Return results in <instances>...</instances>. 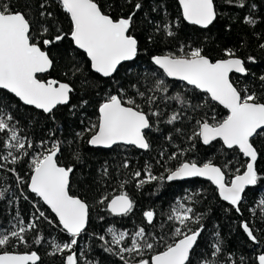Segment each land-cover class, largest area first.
I'll return each mask as SVG.
<instances>
[{"label":"snow or ice","instance_id":"obj_1","mask_svg":"<svg viewBox=\"0 0 264 264\" xmlns=\"http://www.w3.org/2000/svg\"><path fill=\"white\" fill-rule=\"evenodd\" d=\"M54 2L69 16L71 22L69 31H64L55 23H48L54 18V12L49 10L52 7L49 0H37L36 5L27 3L26 0L22 5L24 10L16 9L11 0H0V90L14 94L24 105L34 106L47 114L53 113L60 105H69L71 94L76 91L71 82L38 78V74L49 73L55 68L56 56L52 54L53 51L60 56L64 55L54 46L70 38L75 48L83 50L86 54L92 71L104 78H113L124 62L133 61L138 56L139 41L132 33L134 17L143 7L142 0H137L134 10L125 17L113 16L112 4L102 5L100 0H54ZM223 2L233 7L247 9L248 15L245 16L244 23L251 26L257 24L255 13L252 11L257 7L255 3H249V0H223ZM131 3L132 0H125V4ZM157 3L163 8L159 0ZM178 4L182 10L183 21L202 29H208L222 14L218 11L220 7L218 0H178ZM33 7H35V15L32 12ZM152 11H157V7L153 6ZM164 15L165 19L156 22L155 31L157 33L163 31L170 38L176 36L175 29L180 27V21L167 20L166 9ZM148 39L151 42L152 36ZM260 47L264 48V44ZM224 56L226 58L213 60L203 46L193 47L182 43L176 51L154 55L151 60L163 70L165 76L186 82L206 93L211 101L218 102L229 111L227 117L219 121L214 115L196 120L197 128L188 136V140L199 139L204 145L219 140L227 149L238 150L247 158L243 172L240 168H236L237 174L227 180L226 173L231 161L223 166H218L211 160L202 164L184 161L174 169L166 168V176H157L153 174L151 165H146L143 173L139 170L132 173L138 189L154 181L205 177L216 186L219 196L239 213L246 189L264 182V174H261L257 167L260 153L254 146V138L264 136V99L256 92L250 91L247 86L239 87L232 79L233 74L243 76L249 74L245 59L238 57L232 48L225 49ZM247 60L255 63V57H248ZM81 70L75 68L73 75ZM259 80L264 81V75H261ZM131 87L135 90L134 95L131 96L123 87H119L116 94L106 95L98 106V123H90L83 131L77 132V139H83L85 134H90L87 143L91 146L112 148L115 145H125L145 151L150 150L152 144L148 133L159 124V120L153 121L152 117L161 116V112L152 109L151 106L160 97L146 95L135 84ZM150 91L161 92L166 99L177 101L182 108H191L193 111L201 108V104H194L179 93L167 97L168 87L163 79L158 80L155 89ZM137 98L147 104V110L137 102ZM81 103L87 105L88 101L83 100ZM10 107L11 105L6 103V97L0 95V133H10L4 143V147L8 149L7 154L0 155V159L8 161L11 157L10 162L16 164L23 157L29 156L27 149H32L33 143L28 138L20 136L15 124L11 123L14 117L5 111ZM72 107L75 108V105ZM185 116L186 113L175 111L166 123L171 125ZM175 131L181 133L179 128ZM166 138L171 140L172 136ZM192 147L195 145L193 144ZM36 148L41 151L29 157L32 170L30 191L50 207L58 217L59 225L71 237L69 241L62 243L51 241V254L62 255L67 252L64 264H99L98 261L88 259L86 249L79 250V253L74 250L78 245L77 238L81 237L88 227L90 204L85 199L70 194V178L74 174V165L63 166L59 162L58 155L62 153V141L57 139L49 146L48 141L41 140L36 144ZM15 153L22 155L18 156ZM72 155L77 162L81 161L78 151L73 152ZM160 155L163 157L164 152L161 151ZM179 155H183V151ZM169 159H177V153H173ZM2 167L4 165L0 164V168ZM123 167H129L127 160ZM10 171L15 172L14 169ZM101 171L103 177L108 176L107 164ZM16 177L19 182H25L18 173ZM127 183H129L127 180L121 181L120 187L123 188ZM6 191L7 189L0 191V199L5 198ZM105 202H107V211L120 217L131 214L136 206L127 191H121L111 197L106 193L102 194L98 203L103 205ZM258 203L259 207L264 209V199H260ZM177 204L179 207L172 209L168 219L178 222L179 226L173 228L172 235L180 239L166 243L164 236L158 238L153 236L150 242L145 227H139L131 234V246H123L130 233L127 230L108 227L106 231L110 234L111 240L106 239L105 235H99L98 239L102 242L100 246L105 252L118 255L120 260L128 264L124 253L143 256L145 250L152 251L163 243V250L155 252L150 259L138 260L137 264H193L192 258L196 255L198 238L204 230L201 224L202 215H194V209L186 207L179 200ZM37 212L38 216L26 224L17 214L21 226L18 230L13 226V230H5L6 234H0V249L7 248L13 238L27 244L25 233L38 227L36 220L47 219L43 211L37 209ZM144 217L148 224H152L156 213L148 210L144 212ZM100 219L103 220V217ZM190 222L199 224L200 227L193 229L189 226ZM241 227L251 241L259 243L255 229L250 227L249 222H243ZM43 239L44 237L40 236L34 243L39 244ZM220 245V241L213 245L214 251L211 253L213 257L222 252ZM226 259L230 264H236L231 254ZM40 260L41 256L36 251L25 254L0 251V264H38ZM256 260L258 264H264V254H259ZM239 262L247 264L243 256L239 257ZM199 264H221V261L209 260L202 256Z\"/></svg>","mask_w":264,"mask_h":264},{"label":"trees","instance_id":"obj_2","mask_svg":"<svg viewBox=\"0 0 264 264\" xmlns=\"http://www.w3.org/2000/svg\"><path fill=\"white\" fill-rule=\"evenodd\" d=\"M25 2L26 0H11L18 10H24L22 5ZM100 2L102 5L112 4L111 14L113 16L127 17L134 10L137 0H132L131 4H125V0H100ZM159 2L163 4V8L158 5L157 0H142L143 7L134 17L132 33L139 41L138 57L135 62L123 65L113 78L104 79L94 73L87 56L75 48L70 38L54 46L64 55L60 56L53 51L52 54L56 56L55 68L48 75L39 78L71 82L76 91L72 93L68 106L59 107L53 113L46 115L24 106L11 94L0 91V95L6 97V103L11 105L10 108L5 109L14 117L11 123L15 124L20 136L28 138L33 143L32 149H27L26 145L29 156L23 157L16 164L10 162L11 157L8 161L0 159V164L4 165L0 168V191L7 189L5 198L0 199V234H6L5 230H13V226L15 230H18L21 224L18 223L17 214L25 224L38 216L37 209L43 211L47 217V219L36 220L38 227L25 233L27 244L20 243L13 238L10 245L0 251L7 250L16 254L36 251L41 256L39 264H64V257L68 253L51 254L50 242L55 240L62 243L69 241L71 237L62 230L50 210L29 191L32 174L29 157L41 151L36 148V144L45 140L51 146L52 141L59 139L62 141L59 162L63 166L74 165L70 194L79 196L90 204L88 228L81 237L77 238L78 245L74 249L78 253L79 250L86 249L89 260L98 261L99 264H125L118 255L105 252L100 246L102 242L98 239L99 235H105L106 239L111 240L110 234L106 231L108 227L127 230L130 233L123 246H131V234L139 227H145L150 242L153 236L157 238L164 236L166 243L180 239L172 235L173 228L179 226L178 222L168 219V216L172 214V209L179 207L177 204L179 200L186 207H192L194 215H202L201 224L204 230L195 248L196 255L192 258L193 264H199L202 256L213 261L219 259L221 264H230L226 259L229 254L236 264H240V256L246 258L247 264H258L256 257L264 254V209H261L258 203L260 199H264V182L246 189L241 202V211L238 213L232 205L219 196L218 189L210 182L198 178L179 182L164 180L145 184L138 189L132 173L137 170L143 173L146 165H151L154 175L166 176V168L174 169L181 162L195 161L202 164L209 160L218 166L231 161L226 173L227 180L237 174L236 168H240L243 172L246 159L238 150H228L220 141L206 147L199 139L188 140V136L192 135L194 129L197 128L196 120L214 115L219 121L226 118L228 112L212 102L206 94L185 84L169 80L152 64L151 58L154 55L176 51L182 43L193 47L203 46L213 60L226 58L224 50L232 48L238 57L245 59L246 67L249 69L247 76L241 78L233 75L232 79L239 87L247 86L250 91L256 92L264 99V81L259 80V77L264 75V48L260 47L264 44V0H249V3L257 5L252 10L257 20L255 26L244 23V18L248 15L247 9L233 7L225 4L223 0H218L220 5L218 11L222 14L208 29L191 26L183 21L178 0H159ZM27 3L36 5L37 0H27ZM49 3L52 4L49 10L54 12V18L48 23H55L64 31H69L71 28L69 16L54 0H49ZM153 6L157 7V11H152ZM164 9L167 11V20L178 19L180 21V27L175 29L176 36L171 38L167 37L163 31L159 33L155 31L156 22L165 19ZM32 12L33 15L36 14L35 7ZM149 36H152L151 42L148 39ZM248 57H255V63L248 61ZM77 67L82 70L73 75V70ZM160 79H163L168 87L167 97L179 93L189 98L192 103L201 104V108L195 111L187 107L182 108L177 101L166 99L161 92L150 91L155 89ZM132 84L144 91L146 95L160 97L151 106L152 109L161 112L160 117H152L153 121L158 119L159 124L148 133L152 144L151 149L143 152L133 147L117 146L111 150H102L92 148L87 143L90 134H85L83 139H77V132L83 131L90 123H98V106L102 99L108 94H116L119 87L125 88L128 95H134L135 90L131 87ZM83 100L88 101L87 105H82ZM137 102L147 110V104L139 98ZM73 105L75 108L72 107ZM175 111L186 113L185 118L171 125L167 124L166 120ZM53 116L54 119H52ZM177 128L181 129L182 134L175 131ZM52 133L54 135H51ZM9 135L10 133L7 132L0 133V155L7 154L8 149L4 147V143ZM169 135L172 136L171 140L166 138ZM193 144L195 147H192ZM254 146L260 153L257 161L258 170L264 174V136L255 137ZM75 151L81 155L80 162L73 158L72 153ZM161 151L164 152L163 157L160 155ZM181 151L183 155H179ZM173 153H177L175 160L169 159ZM15 154L22 155L21 153ZM125 160L129 162L128 168L123 167ZM105 164L108 167L107 177H103L101 171ZM10 169H14L15 172ZM17 173L25 181L24 183L17 180ZM125 180L129 183L121 188L120 182ZM121 191H127L136 206L128 216L115 217L107 211V202L101 205L98 200L102 194L106 193L111 197ZM148 210L156 213L152 224H148L144 217V212ZM100 217H103V220ZM245 221L255 229L259 243L251 241L243 231L241 225ZM189 226L193 229L200 227L199 224L191 222ZM40 236L44 237L41 243H34L35 239ZM217 241L221 242L222 252L213 257L211 253ZM163 246L161 243L152 251L145 250L143 256L136 253H124V256L128 264H137V261L142 258L150 259L155 252L163 250Z\"/></svg>","mask_w":264,"mask_h":264},{"label":"water","instance_id":"obj_3","mask_svg":"<svg viewBox=\"0 0 264 264\" xmlns=\"http://www.w3.org/2000/svg\"><path fill=\"white\" fill-rule=\"evenodd\" d=\"M182 11V10H181ZM186 22V21H185ZM187 23V22H186ZM215 23V22H214ZM188 24V23H187ZM189 25H191V24H189ZM191 26H196V25H191ZM212 26V25H211ZM211 26H209V28L211 27ZM196 27H198V28H201V27H199V26H196ZM202 29V28H201ZM75 46V45H74ZM77 50H79V49H77ZM79 51H81V52H83V50H79ZM84 53V52H83ZM85 54V53H84ZM86 55V54H85ZM138 57V56H137ZM137 57L133 60V61H128V62H124L122 65H121V67L123 66V65H125V64H129V63H133V62H135L136 61V59H137ZM152 61V60H151ZM153 64V63H152ZM154 65V64H153ZM156 68H158L159 69V67L158 66H156V65H154ZM120 67V68H121ZM120 68H119V70H120ZM118 70V71H119ZM159 70H161L162 72H163V70L162 69H159ZM51 72V71H50ZM49 72V73H50ZM94 72V71H93ZM49 73H43V74H38V78L40 77V76H45V75H48ZM95 73V72H94ZM118 73V72H117ZM116 73V74H117ZM97 74V73H96ZM116 74H114V76L116 75ZM99 75V74H98ZM233 75H235V76H238V77H241V78H243V77H245V76H243V75H240V74H233ZM100 76V75H99ZM100 77H102V76H100ZM102 78H104V77H102ZM169 80H171V81H176V82H179V83H182V84H185V85H187V86H189V87H192V88H194L193 86H191V85H188L186 82H184V81H180V80H177V79H175V78H170V77H167ZM104 79H109V78H104ZM195 89V88H194ZM196 90H198V89H196ZM0 91H4V92H7L6 90H0ZM198 91H200V90H198ZM201 92V91H200ZM7 93H9V92H7ZM201 93H203V92H201ZM9 94H11L12 96H14V94H12V93H9ZM203 94H206V93H203ZM72 95V94H71ZM207 95V94H206ZM208 96V95H207ZM15 97V96H14ZM17 100H19V98L18 97H15ZM210 98V97H209ZM20 101V100H19ZM22 104H23V102L22 101H20ZM71 102V101H70ZM212 102H214L215 104H217V105H219V106H221L222 108H224L222 105H220L218 102H215V101H212ZM24 105V104H23ZM24 106H26V107H29V108H33V109H35V110H37V111H39V112H42V113H44L42 110H40V109H36L34 106H29V105H24ZM65 106H68V105H60V106H58L57 108H59V107H65ZM225 109V108H224ZM56 110V109H55ZM54 110V111H55ZM227 112H228V114H229V111L227 110V109H225ZM53 111V112H54ZM44 114H46V115H49V114H47V113H44ZM217 141H219V140H217ZM214 142H216V141H214ZM213 142V143H214ZM221 142V141H220ZM203 143V142H202ZM212 143V144H213ZM212 144H210V145H204V146H206V147H209V146H211ZM117 146H124V147H133V148H136V147H134V146H125V145H115V146H113L112 148H104V147H96V146H91L92 148H95V149H102V150H111V149H113V148H115V147H117ZM225 147V146H224ZM226 148V147H225ZM137 150H139V151H143V152H145V150H141V149H138V148H136ZM227 149V148H226ZM228 150H232V149H228ZM60 155V154H59ZM59 155H58V157H59ZM245 158V157H244ZM246 160H247V158H245ZM194 178H198V179H201V180H204V181H207V182H210L215 188H216V186L211 182V181H209V180H207V178H205V177H190V178H185V179H183V180H176V181H173V182H179V181H186V180H189V179H194ZM70 184H71V178H70ZM217 189V188H216ZM29 191H30V187H29ZM30 193L31 194H33V195H35L36 196V194L35 193H32L31 191H30ZM41 202H42V204L46 207V208H48L49 210H50V212L52 213V215L55 217V219L58 221V217H56V215H55V213H53L52 212V210L50 209V207H48V205H46V204H44V202L42 201V199L40 198V197H38V196H36ZM113 215V214H112ZM113 216H115V215H113ZM115 217H120V216H115ZM59 223V222H58ZM61 228H62V226H61ZM88 228V227H87ZM87 228H86V230H87ZM63 230V229H62ZM86 230H85V232H86ZM64 231V230H63ZM65 232V231H64ZM84 232V233H85ZM66 233V232H65ZM84 233H82V234H84ZM67 234V233H66ZM69 235V234H68ZM198 240H199V238H198ZM198 243V242H197ZM14 254H16V253H14ZM41 261V260H40ZM40 261L38 262V264L40 263Z\"/></svg>","mask_w":264,"mask_h":264}]
</instances>
